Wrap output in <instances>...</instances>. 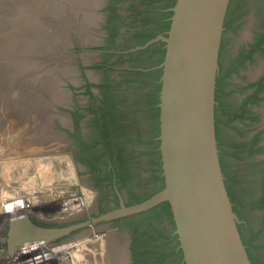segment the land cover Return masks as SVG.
Returning <instances> with one entry per match:
<instances>
[{"label": "rangeland", "instance_id": "rangeland-1", "mask_svg": "<svg viewBox=\"0 0 264 264\" xmlns=\"http://www.w3.org/2000/svg\"><path fill=\"white\" fill-rule=\"evenodd\" d=\"M51 1L0 0V264H124L123 257L129 264L128 251L127 255L116 254L117 246L121 240L122 244L127 242V236L113 233L110 223L58 240L52 245H74L56 254L52 246L44 244L35 251L27 247L12 254L8 251V224L15 216L5 210L9 203H17L15 211L23 203L24 214L55 226L101 212L96 192L87 186L86 176H82L65 149L68 143L65 131L71 124L67 109L73 103L85 106L91 102L86 94L70 95L68 83L84 82L73 70L76 50L72 44L82 45L83 39L87 44L97 42L90 40L95 37L96 27L89 26L91 18L85 14L70 13L83 5L81 0L75 3L66 0L72 8L65 0H53V6L63 10L60 13L47 8ZM231 13L236 16L235 49L241 42L253 40L255 32L264 30V0H232ZM80 57L85 64L96 61L95 56L83 51ZM260 69L256 65L254 72ZM90 75L92 80H101L99 72ZM133 91H137L135 85L124 92L130 95L129 101L136 98ZM259 108L263 111L264 130V106ZM130 115L127 123L132 126L136 117ZM137 116L142 127L149 126L146 111ZM141 125L137 123L135 130ZM239 168L246 174L244 164L240 163ZM77 199L79 206H71ZM254 212L259 217L263 214L259 209Z\"/></svg>", "mask_w": 264, "mask_h": 264}, {"label": "flooded vegetation", "instance_id": "flooded-vegetation-1", "mask_svg": "<svg viewBox=\"0 0 264 264\" xmlns=\"http://www.w3.org/2000/svg\"><path fill=\"white\" fill-rule=\"evenodd\" d=\"M78 1L80 2V0ZM81 1L83 5L81 4L78 10L73 11L72 9L70 13H77V16L85 14V16L91 18L89 26H93L92 28L96 27V32H93L95 37L92 36L90 40L93 41L95 39L97 42L87 44L86 42L88 41L85 42L83 39L81 40L82 45L76 42H74V45L72 44V47L77 51H74L77 59L75 57L72 62L74 65L73 70L76 72V75H80L79 78L83 79L84 82L79 85L68 83V86H70L71 96L86 94L89 96V101L91 102L85 106L73 103L67 109L71 124L69 127H66L65 131L66 142H68L65 149L70 153L73 163L79 172L83 173L82 176H86L89 182L86 183L87 186L96 192V204H98V207L108 206L113 210L121 207L122 202L125 204L128 202L127 191L131 190L144 196L148 190L154 189L155 185L157 187L162 185L161 177L163 174L159 170L156 155L151 153V144L147 139L143 143L137 140L140 137L139 134H143L144 131L146 132L149 126L142 127L141 120L139 121L137 119L138 116L135 115L136 118H133L135 124L132 125L134 129L131 130L129 126L127 128L124 127L128 124L127 118H129V115H127V118H124L125 113L128 114L131 111L133 108L131 102L135 100L134 97L129 101L130 95L124 94V92L131 85H135L137 91L133 92H135L136 98L144 96L140 94L139 89L140 83L144 80L146 81V79L141 76L137 77L134 73L130 75L132 70L135 72L141 69L140 67H135V58L137 57L134 58V56H140V53H137L138 50H135L138 47V36L147 35L151 31L158 33V36L166 33V31L162 30V26L170 20V18H166V14L170 10L168 7L170 0ZM66 2L69 3L68 7L72 8V4L69 1ZM227 20H229L231 25L229 27L224 26L222 33L218 56V74L219 78L225 81L222 86L227 87L226 91L234 90V92L225 94L224 96V100L232 104L234 109L232 111L224 110L223 114L219 111V118L223 122L220 124V128L229 133L233 142L239 144L252 142L255 136H257L258 141L254 146V150L259 148L260 150L249 153L248 149L250 146L247 145L244 148V160L237 162V160H234V158L231 160L228 156H225V159H230V165L234 163L228 168V171L232 173L239 167L240 163L244 164L246 171V174L240 172V175L247 176L251 174L253 176L255 172L256 175L252 179L256 181V186L258 184L260 186V180H262L264 172V130L261 129L263 111L259 108L260 106H264V30L261 33L259 31L255 32L253 40L241 42L238 48L235 49V46L233 47V40L237 32V28H235L236 16L232 13H226L225 22ZM82 51L86 55L95 56L96 61L85 64L82 57H80V52ZM156 56H158L156 52L150 50L142 58L154 60ZM260 62L262 63L258 64ZM256 65L261 67L258 73H255ZM94 71L99 72L100 81L92 80L90 77V74ZM114 73L120 78L118 79ZM127 78L134 81L123 85V88L116 87V82H123ZM151 79L147 81L150 83ZM260 85L263 86V90L258 94L259 100L257 102H247L246 99L254 94ZM146 90L144 89L145 92ZM114 104L117 109L122 110V114L114 113ZM244 109H246L244 118L232 123L240 131L231 128L232 126H228V119L231 118L229 116L230 112L241 114ZM130 116H133V114ZM95 120H97L96 124ZM137 123L141 127L139 128L138 126V129L135 130ZM100 133L105 134V136L108 134V137H105L106 149L104 151L112 153V163H114V166L110 164L109 159L107 161L109 165L103 164L102 161L106 157L97 160L96 156L103 152L102 143L91 147L92 144L99 140ZM145 138H147V134H145ZM132 150H135L133 154L135 158L131 155ZM254 164L255 167H253ZM91 165L101 168L102 173L96 176L91 170ZM139 166H141V169L138 170ZM123 168L124 170H121ZM117 170H121L125 174L121 181L125 184V187L121 191L118 189L120 184L117 183ZM106 175L109 176L105 180ZM155 176L159 178L155 179ZM237 178L235 175V180ZM234 186L238 187L239 185L236 184ZM115 195H117L118 205H116ZM240 210L244 209L240 207ZM244 211H247V209ZM256 217L258 216L256 215ZM119 219L117 218L109 223L112 224L113 233L127 236V244L125 246L127 249L125 248L126 250L123 254L125 255L126 253L127 255L128 251V263L134 264L132 251L134 237L137 235L141 237L140 234L145 230V226L140 221H135L132 224L129 221H119L116 223L115 221ZM34 221L42 226L58 227V225H47L36 220ZM163 221L165 224L168 223L166 218ZM134 231L137 234H134ZM140 250L138 249V251ZM123 263L126 264L127 260Z\"/></svg>", "mask_w": 264, "mask_h": 264}, {"label": "water", "instance_id": "water-1", "mask_svg": "<svg viewBox=\"0 0 264 264\" xmlns=\"http://www.w3.org/2000/svg\"><path fill=\"white\" fill-rule=\"evenodd\" d=\"M231 0H176L170 30L135 50L165 43L160 79V133L164 188L131 206L58 227L29 214L9 220V253L58 240L117 218L169 202L185 264H252L222 173L215 133L216 77L226 13Z\"/></svg>", "mask_w": 264, "mask_h": 264}, {"label": "trees", "instance_id": "trees-1", "mask_svg": "<svg viewBox=\"0 0 264 264\" xmlns=\"http://www.w3.org/2000/svg\"><path fill=\"white\" fill-rule=\"evenodd\" d=\"M175 2L176 0H170V4L168 7L172 8L175 5ZM231 2L232 0L230 1L227 11V13L229 14H231ZM172 15L173 12L169 10V12L166 14V18H171ZM170 25L171 20L165 22L162 26V30L166 31V33L164 34L165 36H167V32L170 30ZM230 25L231 23L229 22V20L224 23V26L226 27H229ZM156 36H158V33H154L153 31H151L147 35H139V41L137 45L143 46L146 42L152 40ZM150 50L156 52L158 56H156L154 60L143 59L142 56L145 53L150 52ZM137 53H140V56H134V58L137 57L135 58V67H140L141 69L135 72L134 70H132L130 75L134 73V75L137 77H144L146 81L144 80L140 83V94L144 96H140L133 100V102L131 103V106L133 108L131 109L129 114L137 116V114L146 111V122L149 123V128L146 132L144 131L143 134H139L140 137L137 140L142 143L145 142L146 139L149 141L152 148L151 153L156 155L157 164L159 170L162 173L161 153L159 151V141L157 140L160 133V109L158 107V104L160 102V79L162 76V69L158 68V66L164 61L165 58V43L161 41H159L158 43H153L144 50H138ZM150 78L152 79L149 83L147 80ZM133 81V79L127 78L123 80V82H116L115 84L116 87H122L123 85L132 83ZM224 82V79H220L218 74L216 77L215 90V100L216 102H218V104H216L215 106V133L219 149L221 169L224 175L225 186L228 195L233 204V210L238 214L240 220L242 221L238 224V229L241 234L243 243L246 246V251L249 259L251 260L252 264H264V172L262 180H260V186L258 184V187L256 186V181L252 179L256 175L255 172L253 173V176L251 174L242 176L240 175L241 170L238 167L232 173L228 171V168L234 163L230 165V159H225V156H228L231 158V160L234 158V160H237V162L244 160V148L247 145L250 146V148L248 149L249 153L259 151L260 148L254 150V146L258 141V137L255 136L252 142L239 144L237 142H233V139L230 138L229 133L220 128V124L223 123L222 119L219 118L220 113L223 114L224 110L232 111L234 109L232 104L228 103L227 100H224L225 94H230L231 92H234V90L226 91L227 87L222 86ZM144 89L146 90V92L144 91ZM262 90L263 86L260 85L259 89L254 94L249 96L246 101L257 102L259 100L258 94ZM118 104L122 105L123 103ZM113 108L114 113L122 114V110L117 109L115 104ZM219 111L221 112L219 113ZM244 112H246V109H244L241 114L230 112L229 116H231V118L228 119V126H232L231 128L240 131V129H238L234 124L232 125V123L244 118ZM129 114L125 113L124 118H127V115ZM137 119L140 121L139 118ZM96 122L97 120H95V124ZM128 126L129 125L127 124L124 127L127 128ZM145 134H147V138L144 139ZM148 134L150 135L148 136ZM105 137L107 138L108 134H106L105 136V134L103 135L102 133H100L99 140L92 144L91 147H95L98 143H102L103 152L96 156L97 160H101L102 157H106V159L102 161L103 164L109 165V163L107 162L109 159L110 164L114 166V163H112V153L110 151L108 153L104 151L106 149ZM134 152L135 150H132L131 152L133 158H135L133 155ZM253 167H255V164ZM139 169H141V166L138 167V170ZM91 170L96 176H99L102 173V169L99 167L97 168L94 165H91ZM121 170H124V168ZM121 170H117V183L120 184V186H118V189L120 191L125 187V184L121 182L125 174L121 172ZM235 175L236 177H238L236 180ZM108 176L109 175H106L104 179H108ZM157 178L159 177L155 176V179ZM161 179L162 185L160 187H157L155 185V188L148 190L144 194V196L143 194L136 193L131 190L127 191L129 200L128 202H126V205L131 206L141 203L161 191L165 186L164 177L162 176ZM236 184H238L239 186L235 187L234 185ZM115 196L116 205H118L117 195ZM240 207L244 210L247 209V211L240 210ZM100 209L101 213H106L111 210V207L105 206L101 207ZM258 209L263 211V214L260 217H256L254 213V211ZM164 218L167 219L170 227L169 225H165V222L163 221ZM119 221H129L131 222V224L135 221H140L145 226V230L140 234L141 237H138V235L134 237V241L132 244L134 264H185L183 262L182 250L179 248L180 243L178 240V236L174 233L176 226L173 220V214L169 202H162L150 210L139 214L122 217L115 222L118 223ZM134 234H137V232L134 231ZM138 249L141 250L138 251Z\"/></svg>", "mask_w": 264, "mask_h": 264}, {"label": "bare ground", "instance_id": "bare-ground-1", "mask_svg": "<svg viewBox=\"0 0 264 264\" xmlns=\"http://www.w3.org/2000/svg\"><path fill=\"white\" fill-rule=\"evenodd\" d=\"M70 1V0H69ZM52 2V4L51 5H47V8L51 11H59V13L61 12V11H63V10H61V8L59 9V10H57L56 8H55V5L53 6V0L51 1ZM70 2H72V3H75V0H71ZM98 4V3H97ZM55 8V9H54ZM54 9V10H53ZM75 10H78L77 9V7H76V9ZM75 14H77V13H75ZM88 14V13H87ZM5 117V116H4ZM6 118V117H5ZM10 127H12V125L10 126ZM13 144V143H12ZM15 145V144H14ZM20 202L21 201H18V203L20 204ZM74 203V204H73ZM14 205H17V203H9V204H7L6 206H5V210L6 211H12V214H15V216H19V215H22L23 214V211L26 209V205L25 204H23L22 203V205L20 204V208H19V211H15V206ZM71 206H74V207H76V206H79V203L78 202H76V201H73V202H71ZM74 209H76V208H74ZM15 211V212H14ZM76 211V210H75ZM76 212H78V211H76ZM115 232V231H114ZM111 234H112V232L110 233V237L112 238V236H111ZM113 235V234H112ZM115 238V237H114ZM114 238L113 239H109V242L111 241L112 242V240H114ZM123 239V238H122ZM123 240H121V243L119 244V247L117 246V251H116V254L118 253V254H123V252L127 249L125 246H126V244H127V242H125L124 244H122L123 242H122ZM125 241V240H124ZM41 244H44V243H38V244H34V245H31V246H28L27 248L29 249V250H36V249H40V247L39 246H41ZM112 244V243H111ZM74 244H72V243H62V244H59V246H58V244H55V245H50V246H52L53 248H52V250L54 251L53 253L54 254H56V253H58V252H63V251H65V250H67V249H69L71 246H73ZM49 246V245H48ZM26 248V247H25ZM126 248V249H125ZM24 250V249H23ZM31 252H33V251H31ZM110 252V251H109ZM43 256H45V255H43ZM111 256V255H110ZM112 256H113V254H112ZM112 256H111V258H112ZM34 258V257H33ZM35 258H37L36 256H35ZM27 259V258H26ZM109 259H110V257H109ZM118 259H119V257H118ZM33 260V259H32ZM108 260V259H107ZM127 259H125V257H123V262H125Z\"/></svg>", "mask_w": 264, "mask_h": 264}, {"label": "built area", "instance_id": "built-area-1", "mask_svg": "<svg viewBox=\"0 0 264 264\" xmlns=\"http://www.w3.org/2000/svg\"><path fill=\"white\" fill-rule=\"evenodd\" d=\"M73 201H77L78 202V199L77 200H73Z\"/></svg>", "mask_w": 264, "mask_h": 264}]
</instances>
